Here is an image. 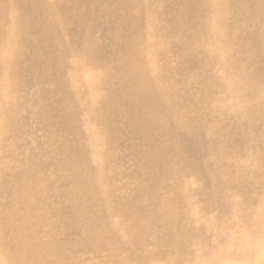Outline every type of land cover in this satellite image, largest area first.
<instances>
[{
  "label": "rangeland",
  "instance_id": "rangeland-1",
  "mask_svg": "<svg viewBox=\"0 0 264 264\" xmlns=\"http://www.w3.org/2000/svg\"><path fill=\"white\" fill-rule=\"evenodd\" d=\"M55 1L62 11V19L72 21V24L69 23L71 30L69 37L65 41L73 46L70 49H65L64 57L62 58V54H60L55 62L60 74L54 75L50 78V82H46L44 85L50 88L51 84L57 83L62 79L61 77H64L73 93L76 94L74 97L77 96L80 104L84 106L81 115H79L77 128L81 135L80 148L77 152L83 154L84 151L87 162L79 159L78 155L75 156L76 152L72 153V150L69 151L65 148V145H69L71 141L70 134L76 132V127L66 126L68 123L61 124L62 119L59 114L58 117H54L55 127L52 128L53 130H49V126H46L43 121L38 107V96L41 95V92L37 88L36 66L31 65L32 61H35L33 57L35 53H33V47L30 46L32 37L28 35V41L22 45L21 42L20 44L16 43L14 51L10 55H15V47L20 49H18L20 54L18 56L23 59V65L25 61L27 62L24 73H22V67H20L22 70H19V73L12 74H10V70L0 69V87L7 90L10 82L14 81L12 82L14 88L19 89L16 94L9 91L0 95V104L3 106L2 113L6 112L8 103H12L13 105L10 107L15 109L13 125L6 123V115L5 118L0 119V187L7 186L4 180H7L9 174L20 166L19 157L21 155L18 154L20 146L26 147L22 149V154L34 152L40 161L39 172L45 178L44 182L48 183L47 185L43 183L44 189H40L33 197V200L34 198L41 200L35 211L33 213L31 210L23 211L28 223V230L25 232L28 239L23 246L24 252L30 255V248L37 246L32 244L34 240L38 243L35 255L42 264H112L113 261L109 256L113 257L114 255L109 253L112 251L115 254L128 253L131 249H134L139 255L140 253L147 254L142 262L140 263L139 259L137 264H195L196 257H199L200 260L197 264H216L218 261L228 264L232 263V259L233 264H264V238L260 239L261 233L259 235L255 231L258 222L264 224V215L257 205L252 207L249 202H244L240 197L244 181L249 175L255 180L257 176H264V168L261 167L260 162L262 157L264 161V140L260 136L264 131V123L256 121L264 112V65L248 68L246 64L238 65L234 59V55L238 51L235 48L243 47V44H240L242 34L246 38L243 39L244 46L250 43L249 46L247 45L246 51L253 49L248 54L250 53V56L254 57V61L259 63L260 57H264V15L257 18L251 8V4H254L264 13V0H258L259 2L257 0L254 2H248L249 0H206L205 3L210 4L212 13L211 17L208 15L212 18V20L209 18L208 21L212 25H209V29L217 31L222 29L221 32L223 34L224 31V36L228 29L229 35L227 32L228 36L225 37L231 38V43L225 48L224 46L218 48L220 54H217L219 59L217 63H211L215 60V55L207 57L211 63L210 67L205 68L201 73L196 71L194 61L200 55V51L204 56L209 53L205 50L212 52L213 49L206 41L202 43L198 39L197 42L195 41L198 13H184V10L188 9L192 3L200 5L203 2H194V0H185V2H181V0H148L144 2L145 7L143 6V8H146L148 12L144 17L146 34L142 38L144 40L140 41L138 49L140 50L138 54L141 57L137 55V58L140 62L142 61L144 69L151 77L154 90L150 89L148 83L138 84L131 77L132 72L129 70L122 69L121 72H118L117 80L108 77L115 69H113L112 62L117 59L120 63L122 58L127 57L123 52L126 46H121L123 50L121 51L116 50L111 44L114 35L119 33L122 35L126 30L123 26L117 28L110 26L113 18L112 5L107 7L110 13L106 14L103 19V24L108 21V25L99 28L100 30L95 28L92 34L96 45L99 42L103 50H98L99 55H94V58L90 60L91 65L87 67V64L85 66V62L82 60L84 54L80 47V30L77 28L85 24L81 1ZM242 5L243 7L246 5L249 9L246 6L243 8ZM32 11L34 10H31L27 17L33 16L35 12ZM120 12H122L121 9ZM181 13H184V16ZM9 16L8 22L11 23L9 26L13 27H8L7 32L12 40V37L18 36L17 32H13L18 16L17 8L13 7ZM185 22L191 27H184ZM254 26L260 31L254 30L256 29ZM256 34L263 36L257 37ZM187 36H189L190 48L187 47L188 41H185ZM128 39L126 38V42ZM212 40L214 44L217 43V45L215 44L217 50L220 43L218 44L215 38ZM11 43L8 41L7 46L6 44L3 45L4 47L0 46V59L3 58L1 60L9 55L5 50ZM235 44L237 45L234 48ZM231 46L233 51L235 49L234 52ZM231 51L233 54L230 53ZM189 58L190 62L186 64ZM64 65H66L65 69ZM236 67H238L239 73L235 71ZM41 69L44 72L46 66ZM211 74L212 83L210 84L207 79ZM124 76L131 82L128 88L125 87V81L122 80ZM27 85L29 89H27ZM128 89L132 91H128ZM210 90H213V96L208 94ZM143 91H147L159 105L158 99L166 105H160L159 117L149 128H145V124L150 118L152 110L140 96L145 95ZM126 92L135 93L136 98L124 96ZM106 96L109 100L106 99ZM50 98L54 100L55 109L59 111L61 106L56 101V93L53 92ZM91 106H98V113L103 116L108 114V117L100 121L98 118L94 119L88 113H84ZM144 106L148 108L145 119ZM46 112L49 115V121L52 122L51 110L47 109ZM225 122V129L220 128V125L217 124ZM149 132H151L149 135L141 138V134ZM187 135L195 141L193 154L195 158L190 156L191 153L188 149L181 147L187 142L185 138ZM228 141H232V145L228 149L230 155L225 158H222L223 152L219 158L218 155L211 157L203 150L201 151L202 144L214 143L215 146L222 147L221 142ZM246 141H249V145L245 144ZM51 143H53L51 147L53 150L58 148V155L54 151L56 159L54 158L53 162H58L60 158V161H65V165L66 162H74L79 165V168L94 170L96 179L93 177V180L97 185L96 188L100 190L105 188L106 192L109 191L106 202L108 207L110 206L111 225L109 226L111 228L109 231L116 230L122 246L127 248L129 245L130 249L121 250L123 249L121 247L119 252L118 248L113 247L112 249L110 243L107 242L101 244L99 249H94L90 243H85L79 230L102 228L93 226L96 224L95 218L97 219L98 215L95 216L89 212L88 217H83L76 214L77 206L74 204V198L64 190V185H59L57 182V179L62 180V171L56 179L54 170H52L54 165L47 157L51 153L49 151ZM43 144L48 150L42 147ZM68 147L70 148V146ZM49 170L51 171L49 172ZM3 175L7 176L3 178ZM50 185L52 189L47 187ZM70 188H74V185L72 186L68 182L67 189ZM48 189L50 194L47 193ZM258 192H261V189H258ZM42 193H45L43 201ZM147 193L156 196L159 207L166 211H173L176 216L181 215V220L188 219L187 222L180 221L177 231L181 234L183 232L184 234L190 233L188 234L190 236L184 234L179 236V233L176 232L175 241L172 244L159 247L158 251H163L161 256L159 254L151 255V251L157 249V244H160L162 235H164L163 230L156 222L148 223L146 207L136 208L145 200ZM91 195L94 196V192ZM261 195L260 199H262ZM1 198L0 206L5 202L2 196H0ZM78 198H80V194ZM80 200L84 201V198L81 197ZM70 208H72L71 211ZM0 210L2 213L0 218H2L4 208L1 207ZM92 216L94 219L90 220L89 217ZM138 217H141L139 225ZM194 230H198V232L195 233ZM0 234H3L1 230ZM236 235H240L238 238L241 241H239L233 258L230 259V244ZM197 240L198 242H196ZM207 243H214L216 247H206ZM111 246L113 245L111 244ZM13 249L14 247L10 243H5L4 248H0V264H12L7 260V256L8 253L10 255L14 253ZM175 254L180 256L176 257ZM210 254H213V257ZM105 256L109 260L106 261Z\"/></svg>",
  "mask_w": 264,
  "mask_h": 264
},
{
  "label": "bare ground",
  "instance_id": "bare-ground-1",
  "mask_svg": "<svg viewBox=\"0 0 264 264\" xmlns=\"http://www.w3.org/2000/svg\"><path fill=\"white\" fill-rule=\"evenodd\" d=\"M80 1H81L80 5H81V10L83 13L85 24L83 26H81V27L79 26L77 28H79V30H80V47H81V50L84 54V56L82 57V60L85 62V66H86V64H87V67L90 66L91 65L90 60H92L94 58V55L96 56V54H98V50H100V51L103 50V47L100 46L99 42H97L98 45H96L95 38L92 37L93 36L92 34H93V32H94L93 30L95 28L99 29L102 27H106L108 25V21L105 22V24H103V19L105 18L106 14L110 13V11L107 10V7L112 5L113 6L112 7L113 18H112L110 26L112 28H117V27L123 26V28H125L126 30L124 33H122V35L120 33L117 35H114V37H113L114 39H113V42L111 44H112V46H114L116 48V50L119 49L121 51H123L121 49V46H126V49L123 52H125L127 57L122 58L120 63L117 59L112 62L113 69L114 68L115 69H114V71H112V73L108 77H109V79L117 80L118 79L117 78L118 72H121L122 69L129 70L132 72L131 77L134 78V80L138 84L148 83V84H150V89L154 90L152 87L151 77L147 73L146 69H144L142 61L140 62L139 59L137 58V55L139 57H141L138 54V52L140 51L138 49H139V46L141 44L140 41L144 40L142 38L146 34V25L144 23L145 22L144 17L148 12L146 11V8H143V6H144V2H147L148 0H80ZM55 2H56L55 0H0V46H3L4 44H6V46H7L8 41L12 42L7 47V50H5V52L7 51V53H9V55L4 60H1V59H3L2 57L0 59L2 62V64L0 63V69L10 70V74H12V73H19L20 72L19 70H22L20 67H22L23 72L22 71L21 72L24 73L25 65L27 64V62L25 61L24 65H23V63H22L23 59L20 56H18V55H20L19 54L20 49L15 47V50H16L15 55L14 56H10V55H11L12 51H14V46L16 45V43L20 44V42H21V45H22L24 42L28 41L27 40L28 35H30L32 37V38H30V44H31L30 46L33 47V49H34L33 53H35V55L33 54L35 61L34 62L32 61L31 65L36 66L37 88L40 89V92H41V95L38 96V99H39L38 100V107L40 110V114L43 118V121L46 123L45 124L46 126H49V130H53L52 128L55 127L54 117H58V114H59V117L62 119L61 124H67L68 123L66 126L76 127V132H73L74 134H70L71 141H70L69 145H67V144L66 145L64 144V145L66 146L65 148L67 150H69V151L72 150V153L76 152L75 156L78 155L77 157L79 159H81L82 161L86 160V162H87V158L85 159V152L83 151V154L77 152L80 148V143H81V135L77 131V128L79 126V115H81L80 113H81L82 109L84 108V106L82 104H80V101H79L77 96H76V98L74 97V95H76V94L73 93V91L70 88L68 81L64 77H61L62 79H60V81H58L57 83L51 84V87L49 86L50 88H48L47 86L44 85V84H46V82L49 83L50 78H52L54 75L60 74L58 72V68H56L57 65H55L56 64L55 62L58 60L60 54H62V58L64 57V55L66 54V53H64L65 49L66 50L70 49L73 46L72 44H67L65 41L69 37V33L71 31L69 29V23L72 24V21L62 19V17H63L62 11L60 10L59 6L56 5ZM57 2H59V1H57ZM181 2H185V0H181ZM194 2H203V3H201L200 5H196V4L192 3L188 9L184 10V13H198L199 20H198V28H197V34H196L197 36L195 38V41L197 42V39L200 40L201 43L203 41H206V42H208L209 46H211L213 49L212 52H211V50H205L209 53L207 55H204V56L201 55L202 52L200 51V55L198 57H196V59L194 61L195 68H196V71L201 73L205 68H209L211 63H214V62L217 63L219 61L218 55H217L219 53L218 48H220V47L222 48V46H224V48H225L226 45L228 46L231 43V40H230L231 38L225 37L227 35V32H228L227 28H224V29H227L225 36H224V31H223V34L221 32L222 31L221 28H220L221 31H217L216 29H214V30L209 29L210 26H212V25H211V23L209 24L208 21H209V18L211 17L212 13H211V9H210V4L205 3L206 0H194ZM248 2H254V0H249ZM101 4H102V8H101ZM251 6H252L251 8H253L254 13H255L257 18L258 17L260 18L264 15V13H262L258 9L257 6H255L254 4H251ZM13 7L17 8V11H18V16L16 18V22L14 23L13 32H17V35L20 37L15 36L14 38L12 37V40H11L7 31L9 29L8 27H13V26H9V24H11V23L8 22V19L10 17L9 14H10V11ZM213 7H214V5H213ZM242 7H243V5H242ZM120 9L122 10V12H120ZM31 10H34L32 12L33 13L35 12V13L33 14V16L27 17V14ZM170 11H172V10L170 9ZM214 11H216V10H214ZM184 13L183 14L181 13V14L184 16ZM247 13H248V11H247ZM124 14H126V15H124ZM208 15H210V17ZM253 17H254V15H253ZM253 17L251 16L252 19H253ZM246 19H248V18H246ZM210 20H212V18H210ZM231 20H235V19H231ZM227 21H228V19H227ZM221 22H222V20H221ZM228 22L232 23L231 21H228ZM251 22H252V20H251ZM243 23H245V22H243ZM64 24L66 27L64 26ZM75 24H77V23H75ZM212 24H213V22H212ZM227 25H228V23H227ZM149 26H151V25H149ZM184 27L190 28L191 25L188 24L187 22H185ZM254 27H256V26H254ZM236 28H238V27L236 26ZM242 29H245V28H242ZM246 30H249V29H246ZM254 30L258 31L259 29L257 30V27H256V29H254ZM251 31L254 32L252 29H251ZM236 33H238V32H236ZM232 34H233V32L231 33V36H232ZM11 35H13V34H11ZM228 35H229V32H228ZM256 35H257V37L258 36L260 37L262 34H260V35L256 34ZM242 36H241V41H240L241 43L240 42L239 43L243 44V47H240L239 49H237L238 47L237 48L234 47L237 44L233 45V47L236 49V51L238 50L236 52V54L234 55V59L236 60V63L238 65L246 64V65H248V68L250 66L264 65V57L261 56V54H260L261 57H260L259 63L257 61H254V57L252 55L250 56V53L248 54V52L250 50H253V49L251 48L250 50H248V52L246 51L247 50L246 47L248 44L246 46H244L245 45L244 40L246 38H244L245 35L242 34ZM177 37H179V36H177ZM126 38H129L127 42H126ZM212 38L217 39L218 44L220 43V45H221V46L218 45L219 47H217V50H216L217 43H215L216 44L215 45ZM263 38H264V36H263ZM236 39H237V37H236ZM147 41H149V40H147ZM185 41H188L187 47L190 48L189 36L185 37ZM123 42H125V43H123ZM255 44H257V43H255ZM21 45H20V47H21ZM249 45H250V43H249ZM211 47H210V49H211ZM233 47L231 46L232 51H233ZM25 48H26V46H25ZM182 49H184V48H182ZM235 49H234V51H235ZM257 49H259V48L257 47ZM220 50H222V49H220ZM254 50L257 51L256 49H254ZM262 50H263V48H262ZM183 51H185V49ZM214 51H218V52L215 53ZM232 51L230 53H232ZM182 53H184V52H182ZM230 53H229V55H230ZM100 54H102V53L100 52ZM252 54H253V52H252ZM212 55H215L216 58L213 62L210 63V61L207 60V57L212 56ZM190 58L187 60L186 64H189ZM14 59H18V60H14ZM142 59H144V58L142 57ZM17 66H19V67L17 68ZM27 66H30V65H27ZM44 66H46V70H44V72H43L42 69L40 70V68H43ZM65 68H66V65H64V69ZM237 68L238 67H236L235 71L237 73H239L237 71ZM101 70L103 72V69H101ZM208 71H211V70L208 69ZM34 74H35V72H34ZM32 76H33V74H32ZM103 80H105V79H103ZM122 80L125 81V87L128 88L129 85L131 84V82L128 81L125 76ZM207 81L210 84L212 83V74L209 75ZM12 82H14V81H12ZM12 82H10L7 90H3L0 87V89H1L0 95L4 94L6 92H9V91L16 94L19 91L18 88H14V84H12ZM27 89H29V86ZM108 91H109V88H108ZM128 91H132V90L128 89ZM53 92L56 93V97H57L56 101L61 106V109L59 111H57L55 109V105L53 104L54 100L52 98H50V96L52 95ZM95 93H96V91H95ZM124 94H125L124 96H126V97L128 96V97L136 98L135 93L126 92ZM143 94H145V95L144 96L140 95L141 98L144 99L150 105L151 110H152V114L145 124V128H149L150 126L153 125V123L159 117L160 105H163V106H166V105L164 102H162L161 100L158 99L156 92H155V95H156L160 105L150 94L147 93V91H143ZM208 94L213 96L214 95L213 90H210L208 92ZM96 96H97V94H96ZM98 98H99V96H98ZM106 99L109 100L108 96H106ZM107 100H104V101L106 102ZM140 102L143 104L142 101H140ZM12 105H13L12 103H8L6 106V112L2 113L3 106H2V104H0V112H1L0 113V119L2 120V118H5L4 116L6 115V123H12L13 122V119H14L13 115H14L15 109L10 107ZM102 106H104V105H102ZM97 107L91 106V108L86 109L87 111L84 113H88L94 119L98 118L100 121L105 120L108 117V114L103 116L102 114L98 113ZM47 109L51 110V112H52V115H53V121L52 122L49 121V115L46 112ZM144 109L145 110H143V112H144V119H145V117L147 116V113H148L147 106H144ZM106 113H108V112H106ZM131 114H132V112H131ZM256 121L264 123V112L261 113L260 118ZM29 122H30V119H29ZM217 124L220 125V128H222V129L226 128V122L225 123H217ZM12 125H13V123H12ZM158 129H161V128H158ZM86 132H87V130H86ZM150 133L151 132L141 134V138L146 137ZM260 136L264 140V131H262ZM185 138L187 139V142L185 144H183L181 147L188 149L189 152L191 153L190 156L195 158V156L193 155L194 154L195 141L193 139H191L188 135L185 136ZM83 139H85V138H83ZM52 144L53 143H51L50 147H49L50 148L49 151L51 153H49V155H47V157L49 158L50 162L54 165V168L52 166L51 167L53 168L52 170H54V174L56 176L55 177L56 179L59 177L60 172L62 171V180L57 179V182L59 183V185H62V186L64 185L65 189L64 188L63 189L68 191L67 193L74 198L73 199L74 204L77 206V207L74 206V207H76V214L82 215L83 217H88L89 212L91 214H94L95 216L98 215V218L97 219L95 218L96 224L93 226H101L102 228L95 229V230H79L81 236L85 240V243H90L94 249H97V248L99 249L101 244H104V242H107V243H110V247L112 249H113V247H116V249L118 248L119 252L121 250H127L129 248V245L127 246V248H124L122 246L116 230L109 231V229L111 228L109 226V225H111L110 215H109V212H110L109 207L110 206L108 207V205L106 203L107 202V195H108L109 191L106 192L105 188L102 190L96 188L97 185L95 183V180H93V177L96 179L95 174H94V170H84L82 167L79 168V165H76L74 162L73 163L72 162H69V163L66 162V165H65V161L64 162L60 161V158H59L58 162H55V161L53 162L55 156L58 155V148L56 147L53 150V148H51ZM221 144L223 145L222 147H217L214 145V143H205V144H202L200 147H201V151L203 150L204 152H206L211 157H213V155L222 156L221 153L223 152L224 154L223 153L222 154L224 156L222 158H225V157L230 155L228 149L232 145V141L221 142ZM245 144L249 145V141H246ZM45 146L46 145H44L42 147L44 148ZM68 146H70V148ZM24 148H26V147L20 146L18 149V151H19L18 154L21 155L19 157L20 166L18 168H16L11 174H9L7 180H4L7 184V186H5V188L0 187V196H2L5 199V202L2 203V206H0V208L1 207L4 208L3 216H2V218H0V230L3 233V234H0V248L1 247L4 248L5 243L6 244L10 243L14 247V249H13L14 253L11 255L8 253V256H7V260L12 264H42V262L35 255V251L38 247V243L36 241L33 240V242H32V244H36L37 246L30 248V255H27L24 252V247H23L26 239H28L27 233H25L28 230V223L26 222L27 219L25 218V214L23 211L31 210L32 213L35 211L37 205L40 204L41 200H40V198H34V200H33V197L35 194H37L40 191V189H42V190L44 189L43 183H45L44 182L45 178H43V175L39 172L40 161L37 159V157L35 156L33 151H31L30 153H26V154L23 153L22 154V152H23L22 149H24ZM37 149H39V148H37ZM46 150H48V148H46ZM39 151H41V150H39ZM54 151H55L56 155H55ZM26 152H28V151H26ZM215 156H214V158H215ZM220 156H219V158H220ZM66 161H67V158H66ZM260 162H261V167L264 168L263 157L260 158ZM63 166H65L64 169H62ZM44 167L46 168V166H44ZM6 171H8V170H6ZM50 171L51 170H49V172ZM47 175H48V173H47ZM5 176H7V175H5ZM5 176L3 175V178H5ZM68 182L71 183L72 186L74 185V188H70L68 190L67 189ZM3 184H4V182H3ZM45 184L46 185L48 184L47 181ZM106 185H105V187H108ZM47 187L48 188L50 187L52 189L51 185L47 186ZM59 188H60V186H59ZM49 189H48V191H49ZM258 189H261V192H258ZM64 190H62V191H64ZM44 192H46V191H44ZM93 192H94V196L91 195V193H93ZM47 193L50 194V191ZM79 194H80V198L81 197L84 198V201H81L80 198H78ZM105 194H106V198L104 199ZM261 194H263V195H261ZM44 195H45V193H42V201L44 199ZM260 195L262 196V199H260ZM145 196H146V198L141 203V205L139 207H136V206L135 207L138 209H140L142 207H146L145 211L147 213L148 223L156 222L157 225L159 224V228H161L163 230L164 235H162L163 237H162V240L159 242L160 244H157L158 245L157 249H154V250L152 249V251H151V255L157 256V254H159L161 256V255H163L162 254L163 251L159 252L158 251L159 247L161 248V246H166L167 244H172L175 241L174 240L175 239V233L178 232L177 226H179V224L181 223L180 221H186L187 222L188 219L186 218V219L181 220V215L176 216L173 211H171V210L166 211L165 209L159 207V202H156V196L154 194L147 193V194H145ZM240 197L244 202H249L252 207L257 205V207L261 211L262 215H264V201H262V200H264V176H261V177L257 176L256 180H255L252 178L251 175H249V177L244 181ZM258 199H260L261 201ZM0 200H2V198ZM69 202H70V199H69ZM72 206H73V204H72ZM148 206H149V208H148ZM71 209L72 208H70V211H71ZM1 210H0V215H2ZM72 211L74 212V210H72ZM74 219H76V218H74ZM89 219L93 220L94 218L92 216V217H89ZM140 221H141V217H138L137 218L138 225L140 224ZM196 231L198 232V230H196ZM196 231L194 230L193 232L197 233ZM255 231L259 235L261 233V235L259 236L260 239H262V237L264 238V224L263 223L258 222L257 226L255 227ZM180 234L181 233H179V236H180ZM182 234H184V232ZM188 234H190V233H187L184 235L187 236ZM176 236H177V234H176ZM185 236H183V237L185 238ZM189 236L190 235H188V237ZM239 236L240 235H236L234 240L230 244V250H229L230 259L233 258L235 251H237L239 241H241V239L238 238ZM195 238H193V239H195ZM193 241H195V240H193ZM196 242H198V240ZM85 243H84V245H85ZM149 243H151V242H149ZM199 243H200V241H199ZM111 244L113 246H111ZM179 245L181 246V244H179ZM196 245H198V243ZM214 246L216 247V244H214V243H207L206 244V247L212 248ZM75 247H77V246H75ZM87 247H88V245H87ZM92 247H91V249H92ZM121 247H123V249L120 250ZM197 248L199 250V246ZM109 250H110V248H109ZM137 251L139 252V250H137ZM107 253H108V251H107ZM107 253H106V255H108ZM109 254L114 255L113 257L109 256V258L113 261V262L111 261L112 264L113 263H117V264H132V263H134V264H137V261L139 259H140V263H141L143 258L147 256V254L144 255L143 253H140V255L137 254L134 251V249H131L128 253L120 252L119 254L118 253L115 254L112 251V253H109ZM176 255L177 254H175L174 256H176ZM178 256H180V255H178ZM178 256H176V257H178ZM210 256L213 257V254H210ZM105 258H107L106 261L109 260L108 257L105 256ZM3 260H6V259H3ZM199 261H200L199 257L198 258L196 257L195 264H197ZM210 261H211V257H210ZM225 263L227 264V262H225ZM225 263L218 261L216 264H225ZM233 263H234V261L232 259V263L230 262L228 264H233Z\"/></svg>",
  "mask_w": 264,
  "mask_h": 264
}]
</instances>
